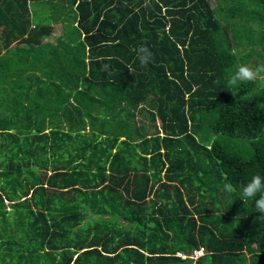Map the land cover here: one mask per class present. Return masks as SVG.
Listing matches in <instances>:
<instances>
[{"label": "trees", "instance_id": "obj_1", "mask_svg": "<svg viewBox=\"0 0 264 264\" xmlns=\"http://www.w3.org/2000/svg\"><path fill=\"white\" fill-rule=\"evenodd\" d=\"M144 3L0 0V264H264V0Z\"/></svg>", "mask_w": 264, "mask_h": 264}, {"label": "clouds", "instance_id": "obj_2", "mask_svg": "<svg viewBox=\"0 0 264 264\" xmlns=\"http://www.w3.org/2000/svg\"><path fill=\"white\" fill-rule=\"evenodd\" d=\"M150 0H145L144 7H149ZM137 59L141 66H146L153 58L152 51L146 46L141 45L136 49ZM110 64L102 65V70L109 71ZM226 82L229 87H236L241 83L264 81V63L259 64H240L235 70H227ZM224 190L231 194L235 192V188L230 183H225ZM241 200H253L255 211L260 213L259 220L264 219V175L255 174L246 183L241 185Z\"/></svg>", "mask_w": 264, "mask_h": 264}, {"label": "rangeland", "instance_id": "obj_3", "mask_svg": "<svg viewBox=\"0 0 264 264\" xmlns=\"http://www.w3.org/2000/svg\"><path fill=\"white\" fill-rule=\"evenodd\" d=\"M211 3L213 6H216L217 4V0H211ZM53 28H54V31L52 32V36L50 38H47L44 40V45H43V49L48 51L49 49L51 50L53 46L56 45V42H57V39L62 35L63 33V30H62V25H57V24H52ZM258 50L260 49L259 47L257 48ZM247 49H242L239 53H242V52H246ZM25 52V50L23 51V53ZM139 114V117L142 118V119H145L143 114ZM146 120V119H145ZM147 123V121H146ZM144 124V123H143ZM231 146L233 148L234 151L236 150H242L243 153L245 154L246 157H252L253 156V151L251 149V147L249 146V144L245 143L244 141H239V140H232L231 142ZM204 250V249H203ZM204 253H205V250H204ZM11 257H12V263H15L16 262V259H17V255H16V259H15V256L14 254L12 253L11 254Z\"/></svg>", "mask_w": 264, "mask_h": 264}, {"label": "built area", "instance_id": "obj_4", "mask_svg": "<svg viewBox=\"0 0 264 264\" xmlns=\"http://www.w3.org/2000/svg\"><path fill=\"white\" fill-rule=\"evenodd\" d=\"M204 255V250L196 251L194 255L190 256V258L197 259ZM184 259L187 258V256H182Z\"/></svg>", "mask_w": 264, "mask_h": 264}, {"label": "water", "instance_id": "obj_5", "mask_svg": "<svg viewBox=\"0 0 264 264\" xmlns=\"http://www.w3.org/2000/svg\"><path fill=\"white\" fill-rule=\"evenodd\" d=\"M190 252V251H189Z\"/></svg>", "mask_w": 264, "mask_h": 264}]
</instances>
